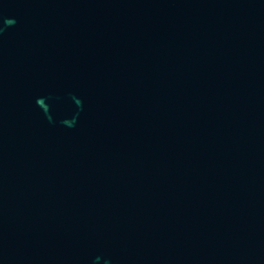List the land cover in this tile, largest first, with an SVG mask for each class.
Masks as SVG:
<instances>
[{
    "label": "water",
    "instance_id": "obj_1",
    "mask_svg": "<svg viewBox=\"0 0 264 264\" xmlns=\"http://www.w3.org/2000/svg\"><path fill=\"white\" fill-rule=\"evenodd\" d=\"M0 264H264V0H0Z\"/></svg>",
    "mask_w": 264,
    "mask_h": 264
}]
</instances>
